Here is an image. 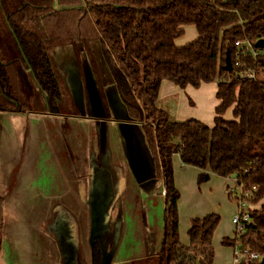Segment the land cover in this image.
Segmentation results:
<instances>
[{
  "label": "trees",
  "instance_id": "obj_1",
  "mask_svg": "<svg viewBox=\"0 0 264 264\" xmlns=\"http://www.w3.org/2000/svg\"><path fill=\"white\" fill-rule=\"evenodd\" d=\"M188 26L198 38L180 48L177 41ZM262 39L264 0H0V112L31 111L19 93L23 66L61 115H77L53 53L66 46L78 59L85 53L101 83L94 48L100 43L122 103L142 124L165 191L161 251L134 264H213V236L221 220L215 214L192 219L190 243H181L173 157L203 171L200 181L207 171L236 177L247 190L257 187L252 202L264 200V81L240 78L249 71L264 73V50L256 48ZM239 41L259 55L236 46ZM165 81L180 89L217 81L214 126L172 120L157 105ZM230 108L233 121L224 118ZM4 208L0 193V240ZM250 217L241 242L264 258V205ZM94 240V262L103 264L101 243ZM225 244L233 247L235 240Z\"/></svg>",
  "mask_w": 264,
  "mask_h": 264
},
{
  "label": "crops",
  "instance_id": "obj_2",
  "mask_svg": "<svg viewBox=\"0 0 264 264\" xmlns=\"http://www.w3.org/2000/svg\"><path fill=\"white\" fill-rule=\"evenodd\" d=\"M59 49L66 52L53 53V59L66 87L82 98L85 115L51 113L44 92L39 109L33 102L30 112H0V264H95V230L103 264L153 257L162 248L163 218L152 224L144 217L134 225L128 218L131 229L124 218L125 203L134 197L139 202L140 190L153 198L159 183L142 126L137 158L126 150L114 117L112 81L103 73L98 81L85 53L78 59L70 46ZM26 70L20 83L40 89Z\"/></svg>",
  "mask_w": 264,
  "mask_h": 264
},
{
  "label": "rangeland",
  "instance_id": "obj_3",
  "mask_svg": "<svg viewBox=\"0 0 264 264\" xmlns=\"http://www.w3.org/2000/svg\"><path fill=\"white\" fill-rule=\"evenodd\" d=\"M197 38L198 35L196 29L188 26L185 28V34L177 41V45L182 48L183 46L196 41ZM94 48L97 62L99 64L100 74L103 73L106 79L107 77L110 79V75L107 72L108 70L104 66V61L101 58L100 43L94 44ZM69 50L70 52H73L72 49ZM65 52L66 51L62 49H58L54 53ZM21 68L23 72L20 73V77L22 79L24 78L22 73H27V70L23 66ZM260 79L264 81V73L260 74ZM216 86L217 81L203 86L207 89H202L204 91H201V88L195 89L188 86L185 89H180L170 81L163 82L160 86L162 92L157 105L161 109L168 111L170 117L174 121L195 119L203 121L208 126L213 127L215 109L219 105L216 99V94H214ZM39 90H41L39 87L37 89L32 88L27 81L24 85H20L21 98L29 105L30 109L33 106V102L35 104L33 109H39V104L43 98L42 93H40L42 91ZM115 95L118 96V93ZM103 97L105 100L104 92ZM108 99L111 101L110 94ZM105 102L107 105V97ZM116 114L118 116L117 112ZM77 115H79V112ZM224 118L226 120L233 121V108H230L226 112ZM173 167L175 172V186L180 192V200L178 204L180 221L179 238L181 243L184 245H188L190 243L188 231L192 226V219H204L207 215L215 214L220 218L221 222L213 236L214 240L212 248L215 253L213 264H234V248L226 245L225 241L228 239L234 240L237 237L236 227L234 226L232 219L239 212L241 203L239 202V199L235 198L237 193L234 194L233 197H230L232 188L238 187V192L240 190V187L237 185L236 177L223 178L207 171L208 178L200 181V176L203 171L200 172L195 167L183 165L180 157L177 155L173 157ZM158 179L159 183L156 185L153 198L150 194H147L146 191L143 193V191L140 190L138 191L139 202L135 203L134 197V199L125 203V223L129 222V218L130 222L134 225V221L137 222V220L140 219L142 222L145 217L149 219L150 223L154 224L155 219L156 222L159 223L158 218L159 220L163 218V211L165 207L164 196L162 195V191L164 190L163 180L159 177ZM263 205L264 200L260 201L258 204L249 201L246 202L245 210L249 211L260 209ZM137 207H139V209L141 208L142 211L139 212ZM138 215L140 216L138 217ZM130 222L129 225L131 229L133 226ZM131 234L132 232H130V235ZM125 235L126 233H124L123 237ZM129 239H132V242H134L132 235L129 236ZM238 240L241 242V239Z\"/></svg>",
  "mask_w": 264,
  "mask_h": 264
},
{
  "label": "built area",
  "instance_id": "obj_4",
  "mask_svg": "<svg viewBox=\"0 0 264 264\" xmlns=\"http://www.w3.org/2000/svg\"><path fill=\"white\" fill-rule=\"evenodd\" d=\"M236 46L243 47L245 50H249L254 54V56H258L259 53L255 52L252 45L248 43H242V42H236ZM239 65V64H238ZM240 78L243 80H258L260 79V76L256 72L249 71L248 73H242L240 74ZM239 186V185H238ZM240 190L238 192V187L232 188L230 196L233 197L234 194L237 193L236 199H239L240 208L239 212L236 216H234L233 224L236 227V238L235 245L232 247L234 248L235 253V260L234 264H261L263 258L257 253L252 252L248 246H245L242 244V242H239L238 239L242 237V235L246 232V227L251 222L250 214L253 210L246 211V202H252L254 197V191L257 190V187H252L251 190H247L244 186L240 185ZM235 199V200H236ZM254 203V202H252Z\"/></svg>",
  "mask_w": 264,
  "mask_h": 264
},
{
  "label": "water",
  "instance_id": "obj_5",
  "mask_svg": "<svg viewBox=\"0 0 264 264\" xmlns=\"http://www.w3.org/2000/svg\"><path fill=\"white\" fill-rule=\"evenodd\" d=\"M256 48L264 50V39L259 40L256 43ZM58 49H56V50H58ZM104 66L106 67L105 62H104ZM226 70L230 71V72L232 71V65H231V61H230L229 57L227 58ZM107 72L110 75V80L112 81V85L114 87V90H116V86L114 84V80L112 78V75L109 73V71H107ZM20 80H21V77H20ZM67 90L70 92L68 87H67ZM116 93H118V90H116ZM71 96H72V99L74 101L75 107L79 111V114L85 115V108H84L82 98L78 95L75 96L72 93H71ZM45 97H46V100L48 102V106H49V109L51 110V113L61 114L60 109L58 107L52 106V104H50L49 100L47 99L46 95H45ZM111 106L114 107L115 112L118 113V116L115 113V116H114L115 120H117L119 127L124 130L123 140L125 141L124 145H125L126 150L129 151L130 153L132 152V154H135L134 155L135 157L139 158L140 157L139 156L140 155V139L138 137V134H139V129L141 128L140 125L142 126V124L137 123L136 121H134L130 118L128 111H127V108L124 106V104L122 103V101L120 99L119 93H118V96H116V103L113 102L111 104ZM120 109H123L124 114H123V112H120L121 111ZM142 130H143V128H142ZM143 133H144V131H143ZM144 136H145V133H144ZM145 139H146V136H145ZM147 143H148V140H147ZM148 152L152 156L150 148H149V144H148ZM152 161H153V167H154V172H155V161H154L153 156H152ZM155 173L157 174V172H155ZM95 238L98 239L96 230L94 232L93 240ZM94 242H95V240H94ZM100 243H101V241H100ZM93 246H94V243H93ZM261 264H264V258H263Z\"/></svg>",
  "mask_w": 264,
  "mask_h": 264
},
{
  "label": "flooded vegetation",
  "instance_id": "obj_6",
  "mask_svg": "<svg viewBox=\"0 0 264 264\" xmlns=\"http://www.w3.org/2000/svg\"><path fill=\"white\" fill-rule=\"evenodd\" d=\"M26 69V68H25Z\"/></svg>",
  "mask_w": 264,
  "mask_h": 264
}]
</instances>
